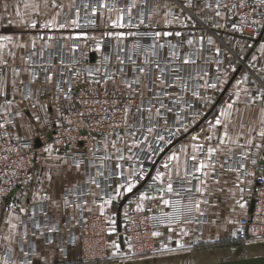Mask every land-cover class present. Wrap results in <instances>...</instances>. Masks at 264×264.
<instances>
[{"label": "crops", "instance_id": "crops-1", "mask_svg": "<svg viewBox=\"0 0 264 264\" xmlns=\"http://www.w3.org/2000/svg\"><path fill=\"white\" fill-rule=\"evenodd\" d=\"M26 3L30 7L25 8ZM87 19L97 25L85 28ZM218 21L219 16L207 10L204 0H0V36L12 38L0 41L6 45L0 48V97L5 113L15 114L16 138L37 140L44 130V108L57 116L72 107L71 100L56 96V88L69 72H73V84L86 85L84 73L63 65L67 58H75L76 52H83L89 66L98 67L102 74L108 73L109 66L107 69L102 64L108 57L122 56L123 62L112 66V79L101 85L122 92L137 87L138 110L133 120L127 114L128 124L147 128V135L155 141L163 130L181 132L152 164L151 176L163 173L162 182L154 187L153 196L139 202L129 196L143 184L145 176L136 172L134 164L122 170L119 164L120 158L140 148L134 136L125 143L123 136L115 134L105 146L114 164L100 170H80L70 166L68 158L52 153L65 165H49L51 179L33 181L26 192L16 191L0 199V264L5 260L8 264H28L19 250V237L24 217L33 211L39 215L35 221L39 230L28 244L33 251L31 264H78L79 246L72 242L71 231L84 211L105 215L108 220L107 254L114 260L107 264H210L264 255V238L239 242L232 230L254 206L253 195L246 194L244 188H255L256 172H243L241 155L257 144L264 155V138L259 135L264 130V26L258 43L252 44L251 38L223 33ZM137 30H153L156 36L138 42ZM112 46L125 50L113 54ZM132 50L144 51L148 64L128 66ZM232 51L244 52L251 71H237L239 65L234 68L235 63L229 64L228 52ZM220 56L221 66L214 61ZM222 111L230 115L225 118ZM217 118L220 125L215 124ZM221 139L225 143L221 144ZM249 139L252 144H248ZM194 145L201 147L193 151ZM209 148L216 151L209 153ZM173 154L179 161L169 160ZM201 162L206 167L197 171ZM40 172L37 169L36 175ZM185 176L194 178L191 188L200 203L197 222L155 231V239L161 240L156 252L131 262L122 260L127 249L119 239L117 215L121 222L134 208H163L167 181ZM129 184L133 185L131 191L127 190ZM70 191L88 192L85 202L71 203L64 195ZM43 194L49 199L41 200Z\"/></svg>", "mask_w": 264, "mask_h": 264}, {"label": "built area", "instance_id": "built-area-1", "mask_svg": "<svg viewBox=\"0 0 264 264\" xmlns=\"http://www.w3.org/2000/svg\"><path fill=\"white\" fill-rule=\"evenodd\" d=\"M204 1L207 10L215 12L216 15L217 12L220 13L217 15L219 16L218 26L223 33L237 32L252 40L262 35L264 4H261L259 0H244V7L235 8L232 5H239L240 0ZM135 23H138V19ZM96 25L95 22L87 19L83 26L93 28ZM210 31L215 38L214 31ZM155 36L153 30H148L137 33L136 39L141 42L147 38L153 40ZM115 50L122 54L125 48L122 50V46L119 48L114 46L113 51ZM132 54L133 58L131 56L127 61L128 66L139 68L148 64L144 51L134 50ZM85 58L83 52H76L75 58H67L63 65L77 68L84 73L86 81L105 80L112 75L114 62H109L108 73L102 74L99 69H96L98 67H90ZM214 61L220 66L223 63L221 56ZM152 64L160 65L156 61ZM1 72L2 67H0V74ZM64 77L65 79L62 76L57 84L56 96L72 100L76 105L73 109L60 112L57 116L43 109L44 130L37 137L38 145L34 139H18L14 136L12 123L15 114L5 113L4 100L0 97V125H3L0 127V199L16 191L26 192L30 188L35 177L36 163L49 146L52 153L68 158L75 165L78 163L86 171L100 170L109 166L110 163L114 164L115 160L109 155L105 146L110 143L112 131L115 129L122 130L124 135L133 134L134 140L141 143L140 148H134L129 156L119 159L121 170L123 166L134 164L136 172L145 176L143 184L129 196V199L139 202L142 200V195L153 196V189L158 185V181L151 176L152 164L157 154L165 150L169 142H172L181 132L177 134L174 130H163L155 141L147 135V128L141 129L138 124L134 125L133 129L121 127L125 109L128 110L132 105L134 108L137 106L136 86L130 84L131 88L123 94L108 89L88 92L79 85L73 84V72H69ZM179 129L182 131V127ZM253 160H256L255 164L252 163ZM241 165L245 174L249 170L256 172L255 188H244L246 194H252L254 197L253 209L232 228L234 238L243 242L253 238H264V155L261 149L258 147L244 149ZM193 179L192 176H185L168 180L167 183L172 184L173 191L165 195V199L170 203L163 208L154 210L134 208L124 215L120 233L124 246L132 255H148L158 250L161 240L155 239V231L168 226L197 222V211L194 207L197 195L191 188ZM87 194L86 191L64 193L71 203L79 204L85 202ZM188 205L193 207L191 212L186 213L185 206ZM38 216V213L33 211L23 220L24 230L19 237V250L23 254L27 253L24 257L25 263L31 260L33 254L28 244L31 240L30 236L39 230L38 224L35 223ZM109 237L110 228L105 215L93 211L82 212L76 229L71 231L72 242H76L79 246L78 264L104 262L107 257Z\"/></svg>", "mask_w": 264, "mask_h": 264}, {"label": "rangeland", "instance_id": "rangeland-1", "mask_svg": "<svg viewBox=\"0 0 264 264\" xmlns=\"http://www.w3.org/2000/svg\"><path fill=\"white\" fill-rule=\"evenodd\" d=\"M94 28V27H93ZM142 31H148V30H137V31H135V38H136V35H137V33H139V32H142ZM225 34H228V33H225ZM232 34H235L236 36H239V37H246V36H241V35H239L237 32H233ZM263 34V33H262ZM216 36H218V34H215ZM262 36V35H261ZM261 36H259L258 38H256V39H253L252 40V44H256V43H258V41H259V39L261 38ZM113 47V46H112ZM111 47V51L110 52H112L113 54H115V52L113 51V48ZM229 54H230V61H229V64L231 65V64H234V68L237 66V65H239L240 66V69L239 70H241V69H243V70H250L249 68H248V65H247V61H246V59H244L243 58V53L244 52H241L240 54L238 53V52H236L235 51V53L232 51V52H228ZM111 54V53H110ZM117 57H118V55H117ZM121 58H116V61H119V62H121L122 61V56H120ZM114 62L113 63V65L115 66V58H110V57H108L107 58V60H105L102 64H104V68H107L108 67V63L109 62ZM234 61V62H233ZM238 70V71H239ZM251 71V70H250ZM104 81V79L102 80V79H100V80H93V81H86V85H79V87H81L83 90H86V91H90V92H97V91H100V90H104V89H108V90H113V91H116V92H118V93H120V94H123V92L121 91V90H119V89H116V88H113V87H111V86H108V85H106V86H104V85H101V83ZM72 101V100H71ZM73 102V105H72V107H70L69 109L71 110V109H73L74 107H75V105H76V103L74 102V101H72ZM69 109H67V110H69ZM137 107L136 108H134L133 107V105L131 106V108H129L127 111H124V113H123V115H124V119H123V122H122V125H121V127L123 128V129H128V128H130V129H133L134 128V125H136V123H130V124H128L129 122H126V116H127V114H128V116H129V118H131L132 120L135 118V115H136V113H137ZM64 111H66V110H64ZM63 112V111H62ZM138 126H139V124H138ZM120 127V128H121ZM112 138H114V135L115 134H119V135H121V136H123L122 137V141L123 142H125V143H128V142H130V140H131V138H133V134H128V135H124L123 133H122V130H118V129H115V130H113L112 131ZM112 138H111V140H112ZM111 140H110V142H111ZM56 155V154H55ZM63 161L62 160H60L58 157H54L53 155H52V152H50V153H48V152H45L44 151V153L42 154V156L38 159V161H37V163H36V167H35V178H34V181H37V182H39V181H42L43 180V178H48V176L50 175L51 176V173H50V167H49V165L50 166H52V165H55V166H62V165H65L64 163H62ZM70 163H71V165L70 166H74V167H76L75 166V164L73 163V162H71L70 161ZM68 165V166H69ZM69 166V167H70ZM53 167V166H52ZM37 169H39L41 172L40 173H38L37 175H36V173H37ZM79 169L80 170H82V168L79 166ZM68 170V169H67ZM44 171H46V172H44ZM121 226H122V221H121ZM121 234V233H120ZM122 237V236H121ZM110 238V237H109ZM109 240V239H108ZM108 242V241H107ZM239 242H241V241H239ZM124 244V243H123ZM126 247V246H125ZM126 249H127V247H126ZM156 252V251H155ZM153 254V253H152ZM124 255H125V257L122 259V260H126V261H128V262H131L132 260H134V259H136V258H139L138 256H135V255H132L131 253H130V251L127 249V251H125L124 252ZM148 255H150V254H148ZM142 256H144V255H142ZM146 256V255H145ZM144 256V257H145ZM112 260H114V258L113 257H109L108 256V254H107V257H106V260L104 261V262H101L100 264H107V263H109L110 261H112Z\"/></svg>", "mask_w": 264, "mask_h": 264}, {"label": "snow or ice", "instance_id": "snow-or-ice-1", "mask_svg": "<svg viewBox=\"0 0 264 264\" xmlns=\"http://www.w3.org/2000/svg\"><path fill=\"white\" fill-rule=\"evenodd\" d=\"M259 2H260L261 4H264V0H259ZM24 6H25V8L30 7V5L27 4V3H26ZM237 6H239V7H244V6H245L244 0H240V4H239V5H236V4H233V5H232L233 8H235V7H237ZM31 7H35V6L32 5ZM5 8H7V5H5ZM17 14H19V13H17ZM217 15H220V13L217 12ZM73 23H75V21H73ZM35 26H36L35 24L32 25V27H35ZM61 27H63V25H61ZM157 35H159V33H157ZM165 35H170V33H165ZM176 35H179V33H176ZM11 39H12V38L9 37V36H0V41H9V42H10ZM189 43H191V41H189ZM209 43H211V40H209ZM5 46H6V45H4V44H0V48H3V47H5ZM21 47H23V45H21ZM121 62H123V61H121ZM3 63H6V61H3ZM185 63H188V61H185ZM139 71H140L141 73H143V72H144V69L141 68ZM90 75H91V73H90ZM47 79H48L49 81H51V79H52L51 75H49V76L47 77ZM108 79H112V77H108ZM136 83H139V81H136ZM213 87H214V85H213ZM66 98H67V97H66ZM9 103H11V102L9 101ZM232 107H233L232 104H229V105H228V109H231ZM125 111H127V109H125ZM148 111H151V109L149 108ZM157 114H159V110H158V109H157ZM220 115L223 116V117H225V118H227V117L230 115V112H229V111H222V112L220 113ZM221 123H222V122H221V119L217 118L216 121H215V124H216V125H220ZM262 123H264V121H262ZM0 127H3V125H0ZM149 131H151V129H149ZM227 135H228V133H227V131H225V133H224V137H227ZM259 135H260L262 138H264V130L260 131V132H259ZM160 139H163V137H160ZM193 139H196V137H193ZM252 142H253V141H252L251 139L248 140V144H252ZM223 143H225V140H224V139H221V144H223ZM200 147H201V146H199V145H194V146H193V151H196V150H197L198 148H200ZM241 147H242V146H241ZM256 147L259 148V147H261V145L257 144ZM51 150H52V149H51V146H49L48 148L45 149V152L50 153ZM208 151H209V153H214V152L216 151V149H214V148H209ZM191 159L195 160V159H196V156H192ZM169 160L179 161V157H178L176 154H173V155H171V156L169 157ZM252 163L255 164V163H256V160H253ZM75 166H76L77 168H79V164H78V163H77ZM164 167H165V168H168V165L165 164ZM204 167H206V165H205L203 162H201L199 168H197V171H200V170L203 169ZM241 167H243V165H241ZM177 175H179V167H177ZM162 177H163V173H159V172H158L157 175H156L153 179L156 180V181H161V182H162ZM48 179H51V176H50V175L48 176ZM93 183H95V181H93ZM132 187H133V185H132V184H129L127 190H128V191H131V190H132ZM162 190H163V189H162ZM166 191H167V192H172V191H173V186H172L171 183H169V184L167 185ZM197 191L200 192V191H202V190H201L200 188H197ZM39 198L42 199V200H47V199H49V197H48L47 195L40 196ZM141 199H142V200H143V199H149V197H147V196H143V195H142ZM109 202H110V201H109ZM64 203H65V205H67L68 201L65 200ZM169 203H170V201H168V200H165V201H164V204H165V205H168ZM240 206H241V207H244L243 204H241ZM192 207H193L192 205L185 206V212H186V213H187V212H191V211H192ZM194 207H195L196 211H200V203H199V202H196L195 205H194ZM138 210H141V209L138 208ZM24 211H25L24 209H21V212H24ZM11 227H12L13 229H15V228H16V225H15V224H12ZM37 227H39V225H37ZM50 230H51V231H55V229H50ZM4 239L7 240V239H9V237H5ZM48 243H52V241L49 240ZM25 255H27V253H25ZM4 264H8L7 260H5ZM28 264H31V261H28Z\"/></svg>", "mask_w": 264, "mask_h": 264}, {"label": "water", "instance_id": "water-1", "mask_svg": "<svg viewBox=\"0 0 264 264\" xmlns=\"http://www.w3.org/2000/svg\"><path fill=\"white\" fill-rule=\"evenodd\" d=\"M239 69H240V67L237 69V71ZM35 143L38 145L37 140L35 141ZM253 204H254V201H252L251 207L253 206ZM117 218H118V231L120 233L121 222H120V215L119 214L117 215ZM119 239H120V241H122L121 234L119 235ZM210 264H264V255L263 256H254V257L235 259V260H228V261H222V262H216V263H210Z\"/></svg>", "mask_w": 264, "mask_h": 264}]
</instances>
